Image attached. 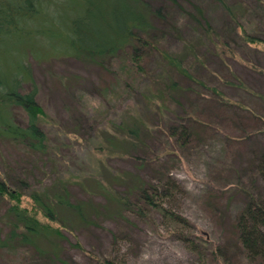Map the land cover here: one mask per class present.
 <instances>
[{
  "label": "trees",
  "instance_id": "trees-1",
  "mask_svg": "<svg viewBox=\"0 0 264 264\" xmlns=\"http://www.w3.org/2000/svg\"><path fill=\"white\" fill-rule=\"evenodd\" d=\"M215 1L229 15L227 26L232 25L235 33V26L241 30V39L264 46V39L239 22L242 10L226 0ZM254 1L264 8V0ZM183 30L191 36L180 52L170 48L168 40ZM214 32L202 0H0V203L7 201L0 217V252L7 264H72L61 256L62 231L111 211L134 212L148 224L160 214L180 233L187 220L164 205L170 191L178 189L171 166L185 149L215 141L220 142L227 164L220 160L209 168L199 206L219 231L218 240L182 239L197 255L198 264H264V147L245 146L251 136L264 133V96L246 87L223 58L220 75L205 67L208 52L232 50ZM45 46H58L59 57L95 64L102 93L120 96L136 91L139 104L160 115L154 128L162 145L155 152L145 146L140 158V167H150L155 184L134 179L118 192L110 185L113 179L97 181L96 192L104 199L99 206L72 197L67 187L71 175H55L47 185L30 184L33 168L53 160L42 123L45 114L24 62L41 54ZM27 84L31 87L25 90ZM228 87L246 94L233 97ZM172 104L179 108L168 120L165 114ZM16 108L26 114L24 124L15 120ZM131 118L139 123L128 126L122 120L114 127L128 138L134 136L135 145L142 142L138 124L144 118L138 112ZM27 163L31 167L24 166ZM257 179L262 186L256 187ZM236 197L240 206L231 215L229 205ZM95 261L114 264L110 258Z\"/></svg>",
  "mask_w": 264,
  "mask_h": 264
},
{
  "label": "rangeland",
  "instance_id": "rangeland-1",
  "mask_svg": "<svg viewBox=\"0 0 264 264\" xmlns=\"http://www.w3.org/2000/svg\"><path fill=\"white\" fill-rule=\"evenodd\" d=\"M202 1L205 17L212 23L214 33L219 35V39L229 42L232 49L226 54L208 52L204 59L207 61L205 67L220 75L223 58L229 70L246 87L264 96V46L247 44L239 36L241 30L235 24L237 34L232 25L227 26L231 22L229 15L215 0ZM226 1L231 7L236 6L238 11H243L239 22L247 26L248 32L264 39V8L254 0ZM190 36L189 31L183 30L169 38L168 46L181 52L185 47L184 40ZM207 36L201 41H207ZM60 50L58 46H45L41 54L30 55L24 61L37 89V102L45 114L42 123L49 138L48 156L53 157L52 162L39 163L37 168H33L35 176L34 180L30 178V184L35 186L40 181L47 185L55 175L73 176L67 183L72 197L79 201L89 200L95 206L104 201L96 192L99 190L96 189L97 181L104 184L113 179L115 183L110 185L118 192L126 190L134 179L155 184L150 167H140V158L145 156V146L148 147L146 151L155 152L162 145L154 128L160 115L150 107L145 108L144 103L140 105L141 98L137 97L136 91L120 96L102 93L99 89L103 85L99 79L100 69L85 59L59 57ZM30 87L29 84L23 86L25 90ZM226 91L233 97L246 94L242 89L239 93V90L229 87ZM136 98H139L137 104L134 102ZM177 108L172 104V109L166 111L168 120L173 118V112H178ZM137 112L144 118L138 124L142 142L135 141L138 144L133 145L134 136L128 138L114 124L122 120L128 126L139 123L131 118ZM14 116L17 122L25 123L26 114L20 108L15 109ZM99 143L107 148H98L96 145ZM245 144L247 147H264V133L251 136ZM8 152L17 157L13 150ZM3 153L7 160L12 161L4 150ZM180 158L170 169L171 179L178 189L170 191L164 205L185 218L187 228L179 233L160 214L153 215L148 224L134 212L126 210L115 215L111 211L85 224L75 225L70 231L63 230L64 238L59 241L61 256L72 264H97L95 258H110L114 264H198L197 255L182 238L201 236L215 242L218 240L216 232L219 231H214L212 222L199 206V198L206 188L209 168L220 160L221 163L227 162L223 161L225 157L219 141L189 147ZM231 162L235 167L240 166L238 162ZM24 166L31 167L29 163ZM255 185L259 187L263 183L257 179ZM6 203H0V217L5 212ZM239 206L240 199L236 197L229 205L230 214L234 215ZM7 261L8 258L0 252V264H7Z\"/></svg>",
  "mask_w": 264,
  "mask_h": 264
}]
</instances>
